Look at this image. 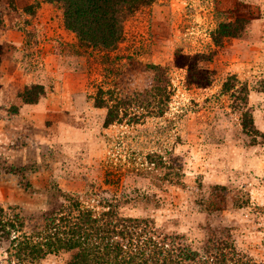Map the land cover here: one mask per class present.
<instances>
[{"label":"rangeland","instance_id":"rangeland-1","mask_svg":"<svg viewBox=\"0 0 264 264\" xmlns=\"http://www.w3.org/2000/svg\"><path fill=\"white\" fill-rule=\"evenodd\" d=\"M46 4L0 0V222L16 225L0 264H69L19 244L54 241L47 221L78 207L264 264V0H158L111 53Z\"/></svg>","mask_w":264,"mask_h":264},{"label":"trees","instance_id":"trees-1","mask_svg":"<svg viewBox=\"0 0 264 264\" xmlns=\"http://www.w3.org/2000/svg\"><path fill=\"white\" fill-rule=\"evenodd\" d=\"M156 1L44 0L62 9L67 30L76 34L82 44L102 53L116 51L123 40L126 21ZM2 60L3 48L0 45V68ZM156 69L162 76V68ZM43 92L42 87L36 86L33 94L26 93L23 101L36 104L44 95ZM96 102L98 107H105L104 101ZM116 118L110 109L106 124H112ZM74 212L75 218L73 212L64 211L61 219L51 218L47 221L48 229L52 228L56 233L49 236L54 237V241L44 244L46 247L49 245L46 250L42 249L44 245H32L27 239L19 244L20 255L23 251H31L28 256L57 254L62 250L74 252L69 264H249L244 263L238 253H235L238 259L233 261L220 249L207 247L204 255H201L190 248H183L170 237L163 240L156 236L151 221L120 219L111 213H105L103 218L97 219L92 212L83 211L79 207ZM15 226L13 221H1L0 241L10 237L8 229L15 231ZM18 240V237H14L13 242ZM209 244L214 245L213 242ZM23 255L27 256L26 253Z\"/></svg>","mask_w":264,"mask_h":264},{"label":"crops","instance_id":"crops-1","mask_svg":"<svg viewBox=\"0 0 264 264\" xmlns=\"http://www.w3.org/2000/svg\"><path fill=\"white\" fill-rule=\"evenodd\" d=\"M46 5H49V4H46ZM44 6V5H43ZM5 43V42H4ZM1 44H3L2 42H1Z\"/></svg>","mask_w":264,"mask_h":264}]
</instances>
